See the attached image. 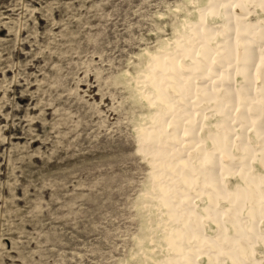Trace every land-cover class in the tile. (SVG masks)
Instances as JSON below:
<instances>
[{
    "label": "rangeland",
    "instance_id": "obj_1",
    "mask_svg": "<svg viewBox=\"0 0 264 264\" xmlns=\"http://www.w3.org/2000/svg\"><path fill=\"white\" fill-rule=\"evenodd\" d=\"M205 2L0 0V264L172 254L145 77Z\"/></svg>",
    "mask_w": 264,
    "mask_h": 264
},
{
    "label": "bare ground",
    "instance_id": "obj_2",
    "mask_svg": "<svg viewBox=\"0 0 264 264\" xmlns=\"http://www.w3.org/2000/svg\"><path fill=\"white\" fill-rule=\"evenodd\" d=\"M198 13L170 53L153 56L145 77L158 109L142 150L162 155L158 184L170 177L156 183L171 224L172 254L159 264H259L264 0H206Z\"/></svg>",
    "mask_w": 264,
    "mask_h": 264
}]
</instances>
